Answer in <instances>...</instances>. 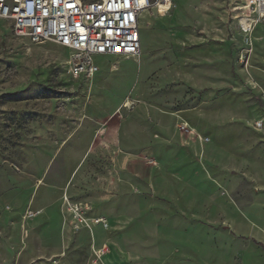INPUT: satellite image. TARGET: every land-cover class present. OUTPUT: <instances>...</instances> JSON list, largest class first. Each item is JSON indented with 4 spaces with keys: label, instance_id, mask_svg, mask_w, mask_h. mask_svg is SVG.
Returning a JSON list of instances; mask_svg holds the SVG:
<instances>
[{
    "label": "rangeland",
    "instance_id": "rangeland-1",
    "mask_svg": "<svg viewBox=\"0 0 264 264\" xmlns=\"http://www.w3.org/2000/svg\"><path fill=\"white\" fill-rule=\"evenodd\" d=\"M243 6L144 10L141 53L91 78L0 19V264H264V18L247 35Z\"/></svg>",
    "mask_w": 264,
    "mask_h": 264
},
{
    "label": "built area",
    "instance_id": "built-area-1",
    "mask_svg": "<svg viewBox=\"0 0 264 264\" xmlns=\"http://www.w3.org/2000/svg\"><path fill=\"white\" fill-rule=\"evenodd\" d=\"M160 5L168 10L171 0H0V19L16 36L66 47L69 74L91 78L100 70L96 55L141 53L140 17ZM243 7L241 29L250 35L264 18V0H244Z\"/></svg>",
    "mask_w": 264,
    "mask_h": 264
},
{
    "label": "bare ground",
    "instance_id": "bare-ground-1",
    "mask_svg": "<svg viewBox=\"0 0 264 264\" xmlns=\"http://www.w3.org/2000/svg\"><path fill=\"white\" fill-rule=\"evenodd\" d=\"M168 4H169V1H168ZM161 6V11H166V8H165V6L164 5H160ZM170 8H171V6H170ZM95 76V75H94ZM127 103H129V102H127Z\"/></svg>",
    "mask_w": 264,
    "mask_h": 264
},
{
    "label": "crops",
    "instance_id": "crops-1",
    "mask_svg": "<svg viewBox=\"0 0 264 264\" xmlns=\"http://www.w3.org/2000/svg\"><path fill=\"white\" fill-rule=\"evenodd\" d=\"M107 56H114V55H107Z\"/></svg>",
    "mask_w": 264,
    "mask_h": 264
}]
</instances>
